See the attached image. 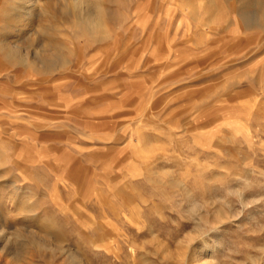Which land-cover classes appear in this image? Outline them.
<instances>
[{"label":"rangeland","instance_id":"374dc122","mask_svg":"<svg viewBox=\"0 0 264 264\" xmlns=\"http://www.w3.org/2000/svg\"><path fill=\"white\" fill-rule=\"evenodd\" d=\"M0 264H264V0H0Z\"/></svg>","mask_w":264,"mask_h":264},{"label":"bare ground","instance_id":"6f19581e","mask_svg":"<svg viewBox=\"0 0 264 264\" xmlns=\"http://www.w3.org/2000/svg\"><path fill=\"white\" fill-rule=\"evenodd\" d=\"M27 2L29 1V3H30V1L31 0H26ZM33 2V1H32ZM28 4V3H27ZM27 6V5H26ZM33 7H34V3H32L29 7H28V9L29 10H27L26 12H25V15H26V20L27 19H30L31 18V16H32V14H33V12H34V10H33ZM23 19V18H22ZM25 21V20H24ZM36 236H32V237H28L29 239L27 240V241H29V242H26L27 243V245H30V243H31V241H33V239L35 238ZM10 252H11V250L9 249L8 251H7V254H10ZM198 254L199 253H195V255H193V258H192V260H194V259H196L197 257H198Z\"/></svg>","mask_w":264,"mask_h":264}]
</instances>
